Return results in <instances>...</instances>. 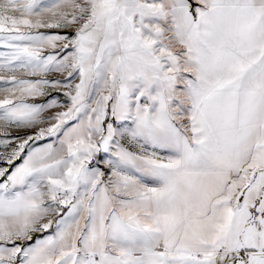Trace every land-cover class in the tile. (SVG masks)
I'll return each instance as SVG.
<instances>
[{
	"label": "snow or ice",
	"instance_id": "obj_1",
	"mask_svg": "<svg viewBox=\"0 0 264 264\" xmlns=\"http://www.w3.org/2000/svg\"><path fill=\"white\" fill-rule=\"evenodd\" d=\"M0 264H264V0H0Z\"/></svg>",
	"mask_w": 264,
	"mask_h": 264
}]
</instances>
